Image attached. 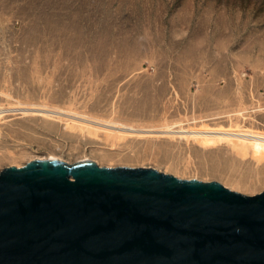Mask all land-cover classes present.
Returning <instances> with one entry per match:
<instances>
[{
	"label": "rangeland",
	"instance_id": "obj_1",
	"mask_svg": "<svg viewBox=\"0 0 264 264\" xmlns=\"http://www.w3.org/2000/svg\"><path fill=\"white\" fill-rule=\"evenodd\" d=\"M0 107V172L92 159L260 193L251 153L167 130L264 132V0H0Z\"/></svg>",
	"mask_w": 264,
	"mask_h": 264
},
{
	"label": "water",
	"instance_id": "obj_2",
	"mask_svg": "<svg viewBox=\"0 0 264 264\" xmlns=\"http://www.w3.org/2000/svg\"><path fill=\"white\" fill-rule=\"evenodd\" d=\"M0 264H264V191L92 159L7 166Z\"/></svg>",
	"mask_w": 264,
	"mask_h": 264
},
{
	"label": "bare ground",
	"instance_id": "obj_3",
	"mask_svg": "<svg viewBox=\"0 0 264 264\" xmlns=\"http://www.w3.org/2000/svg\"><path fill=\"white\" fill-rule=\"evenodd\" d=\"M20 108H22L23 113H32V114L35 113L36 114L37 112H39V113H42L43 115L49 116V117L55 116L54 113H56V112H58L59 114H67L66 111L50 109V108H40V107L37 108V107H32V106H27V105H22V106H20ZM4 110L6 113V109H4ZM9 111H11V110H9ZM13 111H15V110H13ZM1 112H4L2 107H0V113ZM17 112H18V110H17ZM236 112L237 113H235V114L242 115L244 117L245 110L244 111L238 110ZM39 113H37V114H39ZM2 114H4V113H2ZM95 122H97V121H95ZM74 124H76V122ZM78 124H80V123H78ZM79 127H80V125H79ZM87 127H91V126H87ZM82 128L83 127H81V129ZM170 128L171 129H169L167 131H170V132L174 131L175 134L178 133L179 135H181V137H186V138L193 137L194 139L201 141L203 143H208V142L214 143L218 140L219 141L226 140V141L230 142L232 147L234 148V150L238 151L240 154L246 155L248 153H251V155H253L259 163L264 162V132H262V129H261V132L253 130V129L252 130L251 129H245L246 127L245 128H239L237 130H234V129L232 130L230 128L229 129H222L218 126L217 127L213 126V127L207 128V129H200V128L199 129H194V128L192 129V128H187V127L182 126V125L178 129H175L173 125Z\"/></svg>",
	"mask_w": 264,
	"mask_h": 264
}]
</instances>
